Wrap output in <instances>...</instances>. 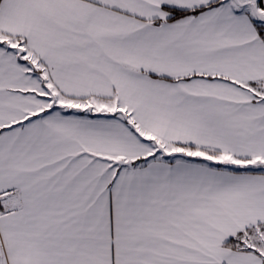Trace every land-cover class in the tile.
I'll return each mask as SVG.
<instances>
[{
    "label": "snow or ice",
    "instance_id": "snow-or-ice-1",
    "mask_svg": "<svg viewBox=\"0 0 264 264\" xmlns=\"http://www.w3.org/2000/svg\"><path fill=\"white\" fill-rule=\"evenodd\" d=\"M0 264H264V0H0Z\"/></svg>",
    "mask_w": 264,
    "mask_h": 264
}]
</instances>
